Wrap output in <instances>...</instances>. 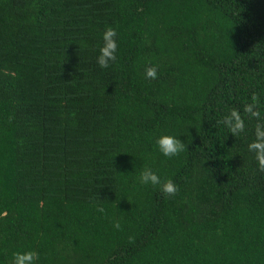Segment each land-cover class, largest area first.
<instances>
[{
	"label": "trees",
	"instance_id": "16d2710c",
	"mask_svg": "<svg viewBox=\"0 0 264 264\" xmlns=\"http://www.w3.org/2000/svg\"><path fill=\"white\" fill-rule=\"evenodd\" d=\"M254 92L264 120V0H0V264H264Z\"/></svg>",
	"mask_w": 264,
	"mask_h": 264
},
{
	"label": "clouds",
	"instance_id": "9594fccd",
	"mask_svg": "<svg viewBox=\"0 0 264 264\" xmlns=\"http://www.w3.org/2000/svg\"><path fill=\"white\" fill-rule=\"evenodd\" d=\"M117 36L114 28H106L102 34V45L98 49L96 62L101 69H106L110 66V62L117 60ZM145 76L148 79L157 78V68L147 67ZM250 103L244 105V112L249 118L261 121L255 125V140L248 145V151L254 154V158L258 165V170L264 172V120L261 118L260 98L255 92L251 94ZM233 136L239 135L245 131L244 119L241 117L237 109H229L227 114L220 121ZM155 144L160 153L168 158L175 157L187 150L185 143L179 138L172 135H161L155 140ZM141 184L159 185L160 191L166 196H174L178 192L177 185L167 179L163 182L160 177L155 174L150 168H145L139 176ZM103 212V208L97 209ZM116 229L120 228L118 222L113 225ZM39 260V254L36 251H25L13 253L11 264H36Z\"/></svg>",
	"mask_w": 264,
	"mask_h": 264
}]
</instances>
